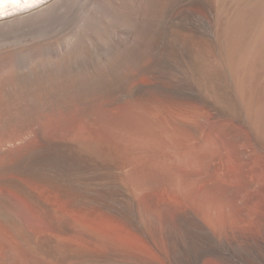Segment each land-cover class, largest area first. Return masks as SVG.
Segmentation results:
<instances>
[{
  "label": "bare ground",
  "instance_id": "1",
  "mask_svg": "<svg viewBox=\"0 0 264 264\" xmlns=\"http://www.w3.org/2000/svg\"><path fill=\"white\" fill-rule=\"evenodd\" d=\"M51 1L0 0V20L42 24ZM113 1L132 29L107 49L89 10L0 44V264H264V0ZM94 95L123 123L40 126Z\"/></svg>",
  "mask_w": 264,
  "mask_h": 264
},
{
  "label": "rangeland",
  "instance_id": "2",
  "mask_svg": "<svg viewBox=\"0 0 264 264\" xmlns=\"http://www.w3.org/2000/svg\"><path fill=\"white\" fill-rule=\"evenodd\" d=\"M106 1L107 4H110L112 6V8L116 7L120 10L123 9V4H117L115 6V2L113 0ZM57 4L58 1L56 0H52L50 2V8H48L42 15L44 22L42 24L36 25L37 27L33 25L23 26L20 27V31L11 32L4 27L3 23H5L6 21H14L10 20L14 16L1 19L0 44H4L5 46L11 48V46L22 43L25 38L37 37L42 33L46 35H58V33H62L64 29L71 27V25L84 18L85 13L88 10V12L93 11L94 13L93 17L91 18L85 17L86 19H91L89 24H92L93 27L90 25V27H88L89 31L94 33L95 35H93L97 36V38H99L98 40L101 41V44H96L97 48L107 49L109 46L108 40L114 37V35L116 36V34L121 36L120 30L116 31V27L120 26L123 29V37L126 31L132 29L125 26L126 23L124 22L123 17H119L120 12L116 8H113V11H111V8V10L109 11V15L105 16L106 21H104V14L102 10L94 7L95 5L93 3L92 5L87 4V0H59L58 6L59 10H61L59 13H57ZM103 4L106 5L105 2ZM54 6H56V8H54ZM116 11L118 12L116 13ZM114 17H117V22H114ZM101 21H104L103 25H100ZM13 23H16L15 26H17L21 22L14 21ZM132 26L134 27L135 24H132ZM48 27L51 33L47 32ZM90 29H92V31ZM24 43L25 42H23V44ZM25 62L26 58H22L20 61V63L22 64H25ZM143 80L146 81L143 78H141L140 81L144 82ZM114 102V99L102 97L100 95H94L82 101L74 100L65 107L56 106L49 110L40 112L39 123L43 130L48 131L49 134L55 132L57 135L62 136V138H59L60 140L68 136L76 137L83 132L89 133L90 135H93L97 132H108L112 127L118 126L119 124L123 123V106L115 105ZM153 191V194L156 196V198L166 207L170 209L171 205L169 206V204H172V208H178V202L176 203L177 200L174 197H172L173 199L169 200V204L162 200L163 196L161 187L160 189L159 187H156ZM175 204H177V207L175 206Z\"/></svg>",
  "mask_w": 264,
  "mask_h": 264
}]
</instances>
